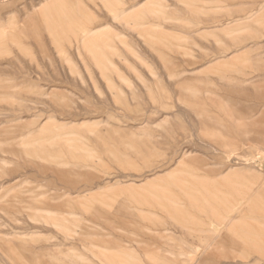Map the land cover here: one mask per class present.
Returning <instances> with one entry per match:
<instances>
[{
  "label": "rangeland",
  "instance_id": "1",
  "mask_svg": "<svg viewBox=\"0 0 264 264\" xmlns=\"http://www.w3.org/2000/svg\"><path fill=\"white\" fill-rule=\"evenodd\" d=\"M50 1L0 0V264H264V236L238 249L208 232L249 205L230 168L264 189V140L238 125L264 112V0H63L72 25H109L105 48L56 31ZM189 155L198 168L166 177ZM208 183L234 204L189 206Z\"/></svg>",
  "mask_w": 264,
  "mask_h": 264
},
{
  "label": "crops",
  "instance_id": "2",
  "mask_svg": "<svg viewBox=\"0 0 264 264\" xmlns=\"http://www.w3.org/2000/svg\"><path fill=\"white\" fill-rule=\"evenodd\" d=\"M58 0H52L49 3L46 4L45 10L48 12L49 18L52 20V22L56 25V31L59 30H64L69 33V37L72 36L73 38L82 41V43L86 45L89 42H96L99 46L105 48L106 43H100L98 42L99 39L98 36L103 32L102 30L106 29L109 27L108 24H101L102 19L101 16L97 17V21L94 22L92 26H89L86 23H83L80 27H76L75 25H72L75 21L78 20V17L76 16V12L78 11H69V2H61V5L56 3ZM149 2V0H147ZM146 1V2H147ZM144 4L139 3L138 5L133 6L131 9L132 13H138V12H144L146 8L144 7ZM109 8V7H108ZM137 9V11H134L133 9ZM128 9H121L122 14H120V11H116L115 15L113 16V21H117L120 25V27L124 31L128 32H134L136 31L134 25L132 23H129L125 19V14L129 11ZM112 11V10H111ZM63 12L65 15L64 20H58L56 19L57 17H60L59 15ZM147 12V11H145ZM263 12L261 10L260 14ZM259 15H256V17L252 20H254L255 23H261L260 20L256 19ZM251 19V18H250ZM256 19V20H255ZM96 20V18H95ZM91 21V19L89 20ZM88 21V22H89ZM93 21V20H92ZM163 25L162 24H154L153 27L156 28H161ZM244 29L240 30L243 31ZM55 31V32H56ZM124 35V34H121ZM123 37V36H122ZM118 39L119 44H123V40L119 39V37H116ZM115 43V42H114ZM100 49V47H98ZM1 70V69H0ZM184 73L187 74L186 71ZM2 73H0V77ZM176 76V75H175ZM183 76L182 78L184 79V82L181 83V86L185 85L187 83L188 77ZM174 78V77H172ZM1 79V78H0ZM23 83L21 84H29L28 86L34 87L35 82L32 81L31 79H27L25 81H22ZM45 95V93H43ZM16 97V96H15ZM16 101V100H15ZM171 116L170 113H166L165 116ZM238 125L239 127H249L251 126V130L256 138L260 139L261 142L264 140V112L260 113L257 115L252 123L248 124V120L246 116H243L242 114L239 115L238 119ZM243 133H245L243 131ZM262 147H258L257 149H261ZM263 149V148H262ZM261 149V150H262ZM194 155L193 153H191ZM200 158V157H199ZM196 156H191L189 155V158H183L180 159V163L176 164V167L171 169L170 171L167 172L166 177H174L175 173L180 167L183 166L184 169L185 167L187 168H198L200 159ZM183 168H180L181 172L184 170ZM231 172L230 174H236L239 176V181L233 182V181H227L228 187H234L233 189H243L246 190L247 194H245L244 199H249V205H244L245 201L242 203L234 204L235 197L231 196L225 188L221 186L220 189L215 185V183H208L206 186L202 184L201 186H204V189H206L207 196L205 198H193L189 200V206L191 207H197L201 204V202H205V205H210L213 200H216L219 198L221 195L222 201L225 202L227 201L224 205H231L232 203L234 204V207L231 208L229 211L225 209L222 210L224 212V215L222 217V220L218 223H216V226H213V228L209 229L208 232L210 233L209 236L213 238V242L217 241L218 245H235L238 249L243 246V242L245 244H249L250 247L261 245L263 243V236H264V212L259 211L258 209V198L259 197H264V189H258V175H251L250 177L246 176L247 172L251 171V168H246V170L242 169H236V168H230ZM229 174V175H230ZM229 178V177H228ZM163 178H157L153 180H145L141 182V185L145 186H150L152 187L155 185V183L159 182ZM159 180V181H158ZM162 187V186H161ZM217 188L218 195H215L212 193L213 189ZM172 184L171 186L162 187L161 193L168 198L169 197H174L172 194ZM157 198V197H156ZM158 203L154 200V204L158 205L161 203L160 197ZM220 205V207H222ZM178 208V207H177ZM181 210V209H180ZM261 225L262 228H259L258 226ZM224 230L226 232V237L223 238L221 237V231ZM246 230V231H245ZM232 231V232H231ZM246 239L245 241H243ZM212 243L208 244V248L212 246ZM162 252H166L165 250H161ZM240 251V250H239ZM167 254V253H166ZM170 255V254H169ZM165 260V259H163ZM171 260V259H170ZM209 261H214L213 259H208ZM238 260L236 257L232 258V261ZM206 264H213V263H206Z\"/></svg>",
  "mask_w": 264,
  "mask_h": 264
},
{
  "label": "bare ground",
  "instance_id": "3",
  "mask_svg": "<svg viewBox=\"0 0 264 264\" xmlns=\"http://www.w3.org/2000/svg\"><path fill=\"white\" fill-rule=\"evenodd\" d=\"M232 232V231H231Z\"/></svg>",
  "mask_w": 264,
  "mask_h": 264
}]
</instances>
